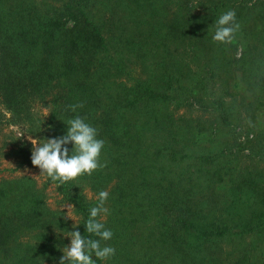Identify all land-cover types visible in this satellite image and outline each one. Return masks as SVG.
Returning a JSON list of instances; mask_svg holds the SVG:
<instances>
[{
  "label": "trees",
  "instance_id": "trees-1",
  "mask_svg": "<svg viewBox=\"0 0 264 264\" xmlns=\"http://www.w3.org/2000/svg\"><path fill=\"white\" fill-rule=\"evenodd\" d=\"M158 1L0 0V127L11 124L20 128L19 136L11 135L7 154L16 157L18 166H30L41 173L31 163L32 144L26 136L60 137L66 134V122L80 116L104 141L100 162L106 164L91 175L63 184L41 174L44 181L39 188H33V179L31 188H23L17 181L0 177V264H59L63 252L50 234L62 229L63 224L49 214L45 192L50 186L61 202L74 206L79 225L73 230L80 231L85 239H99L84 226L90 208L97 203L96 195L102 190L109 196L116 194L113 200L108 196L105 203V207L110 205L111 214L97 217L113 233L110 240L101 241V246L113 247L115 254L105 260L92 254L95 264H133V248L112 246L113 237L118 235L113 231L115 226L129 238L149 232L145 236L149 254L143 263L137 260L135 264H152L155 258H160V264L165 258L177 264H208L206 257L215 249V242L244 232L231 229L225 220H198L193 200L197 193L190 174L185 184L179 177L171 188L161 186L169 179L162 159L197 161L202 180L196 183L201 193L208 188L206 179L213 173H209L210 147L193 148L194 128L187 127L178 134L174 124L165 122L173 116L170 106H185L192 96L188 93L177 98L168 90L164 93L160 83L169 71V54L179 44L208 42L218 47L219 42L212 37L221 14L235 10L241 28L248 0H199L194 4L171 0L181 11L173 19L160 18L162 4ZM260 3L264 5V0ZM226 45L227 52L236 48L233 42ZM222 47L218 49L225 53ZM144 51L153 52L155 67L153 74L142 80L135 76L127 56L131 52L143 56ZM220 55L211 56L210 67L217 69L218 75H227ZM174 70L178 76L184 72L178 64ZM211 73L215 75L214 70ZM233 75L230 72L228 77ZM226 83L229 85L228 80ZM200 84L197 81L193 87ZM78 103L83 107L69 109ZM205 125L202 122L201 129H206ZM66 147L71 152V143ZM141 186L147 189L134 205L133 196ZM140 199L149 202L141 207ZM250 226L245 232L260 233L264 219ZM32 232V240L25 241L23 237ZM219 251L222 253L221 248ZM212 264H223V260L218 257Z\"/></svg>",
  "mask_w": 264,
  "mask_h": 264
},
{
  "label": "rangeland",
  "instance_id": "rangeland-1",
  "mask_svg": "<svg viewBox=\"0 0 264 264\" xmlns=\"http://www.w3.org/2000/svg\"><path fill=\"white\" fill-rule=\"evenodd\" d=\"M162 1H158L162 4L160 11L163 14L160 18L173 19L181 13L171 0H165V4ZM197 1L199 0H188V3L194 4ZM261 1L263 0H248V5H245V15L241 21L243 26L234 34L232 40L236 44L234 51L227 52V45L222 47L219 43L218 47L227 52L222 59L225 53L216 48L214 43L205 42L194 46L181 43L169 54V71L164 74L160 83V90L164 93L168 90L177 98L188 93L192 96L191 103L185 106H170L168 110L173 116L165 122L174 124L178 134L186 131L187 127L194 128L192 131L196 142L193 148L200 150L204 144L210 147L212 151L209 173L215 174L208 175L211 177L206 179L209 186L201 193L196 183L202 180L197 161L192 158L172 162L162 159L166 164L165 176L169 179L163 181L161 186L171 188V183L179 177L183 178L182 184H185L187 174H190L194 181L193 191L197 193L193 200L195 209L199 211L198 220L217 223L225 220L231 229L244 230L243 233L226 236L215 242V249L206 257L208 264L215 262L218 257L223 260V264H264V231L245 232L251 224L264 219V5ZM248 15L256 17L249 18ZM131 53L127 56V61L135 69V76L142 80L147 79L154 72L153 52L144 51L143 56H138L136 52ZM216 53L221 54L219 60L223 61V68L228 70L227 75H218L217 69L210 67L213 64L211 56ZM175 64L184 69L180 76L174 70ZM213 70L215 75L211 73ZM230 72H234L231 78L228 77ZM197 81H201L203 85L194 88L193 84ZM200 95L204 98L197 99ZM218 102H221V106ZM219 108L222 110L219 111ZM197 120L201 122L197 124ZM248 120H251V126L247 123ZM202 122L206 123V129H201ZM19 132L20 128L15 125L4 124L0 127V177L7 181H17L23 188H31L29 184L33 179V188H39L44 181L40 171L26 165L18 166L16 157L7 154L11 150V135L19 136ZM29 137L31 136H26L28 141ZM146 189L147 187L141 186L140 191L135 193L134 205H138L137 200ZM45 196L50 216L53 219L60 218L63 224L62 229L50 234L52 239L59 241L63 250L70 243L67 235L73 231L77 215L72 208L70 213L74 221L66 219L68 204L60 201L53 186L47 189ZM109 198L115 199L116 194L112 193ZM140 200L141 207L149 202L148 199ZM107 208L111 214L110 205ZM155 220L153 216L152 222ZM113 231L118 235L113 237L112 246L127 250L133 248L130 250L134 256L133 264L137 260L143 263L149 254L145 248V236L149 232H144L141 237L129 238L123 236L122 229L117 226ZM33 234L32 232L29 236H24V240H32L30 238ZM219 248L222 252L220 254ZM124 264L131 262L126 261ZM152 264H160V258H155ZM162 264L177 263L165 258Z\"/></svg>",
  "mask_w": 264,
  "mask_h": 264
},
{
  "label": "clouds",
  "instance_id": "clouds-1",
  "mask_svg": "<svg viewBox=\"0 0 264 264\" xmlns=\"http://www.w3.org/2000/svg\"><path fill=\"white\" fill-rule=\"evenodd\" d=\"M240 25L236 21L235 10H228L221 14L216 21V28L212 39L219 43H231L234 34L239 31ZM71 111L83 107L82 103L68 106ZM47 115V114H46ZM247 123L251 126V120ZM66 134L48 139H34L29 137L32 144L31 163L37 166L40 174L46 175L54 182L60 184L69 182L82 175H91L94 171L103 168L106 164L100 162L104 141L97 138V129L87 123L82 117L76 116L67 122ZM72 148L69 152L68 145ZM109 193L105 190L96 195V205L90 208L89 218L84 226L88 233L94 234L99 239H85L78 230L69 232L70 243L63 250L59 264H95L92 254L97 259L105 260L115 254L111 246H101V241H108L113 233L105 228L98 216L107 215L109 210L105 207ZM73 205H67L66 219L73 220L70 209ZM74 221V220H73ZM78 223L73 224L76 228Z\"/></svg>",
  "mask_w": 264,
  "mask_h": 264
}]
</instances>
